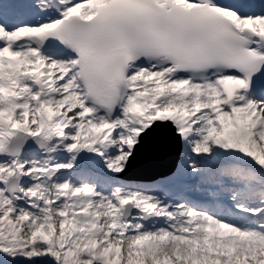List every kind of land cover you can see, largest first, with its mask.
Masks as SVG:
<instances>
[{
  "label": "snow or ice",
  "instance_id": "snow-or-ice-1",
  "mask_svg": "<svg viewBox=\"0 0 264 264\" xmlns=\"http://www.w3.org/2000/svg\"><path fill=\"white\" fill-rule=\"evenodd\" d=\"M0 264H264V0H0Z\"/></svg>",
  "mask_w": 264,
  "mask_h": 264
}]
</instances>
